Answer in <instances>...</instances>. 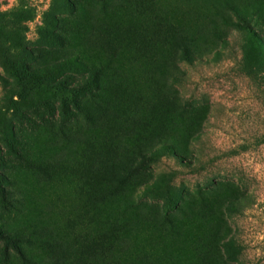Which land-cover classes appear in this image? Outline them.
I'll list each match as a JSON object with an SVG mask.
<instances>
[{"label":"rangeland","instance_id":"1","mask_svg":"<svg viewBox=\"0 0 264 264\" xmlns=\"http://www.w3.org/2000/svg\"><path fill=\"white\" fill-rule=\"evenodd\" d=\"M0 15V264H264V0Z\"/></svg>","mask_w":264,"mask_h":264},{"label":"trees","instance_id":"2","mask_svg":"<svg viewBox=\"0 0 264 264\" xmlns=\"http://www.w3.org/2000/svg\"><path fill=\"white\" fill-rule=\"evenodd\" d=\"M10 24H12L10 19H7L6 17H3L0 15V26L10 25ZM178 48L181 52L182 57L185 59H189V55H190V52L188 51L189 49L184 45L178 46ZM65 61L69 62L70 59L67 58ZM90 70L92 72L91 74L93 76V82H94V84L92 86L96 87L95 81H96L97 75L99 73V70L98 69H92V68H90ZM56 83L63 88H70L71 86H73V88L77 89L79 92H83L84 90H86L88 88L87 86H89V83H91V82L89 81V83H87V81H85V80L83 81L82 78L77 79L75 74H71V73L67 72V73H63L61 76H59L56 79ZM59 103H60V105L57 107V110L59 109L58 113H57L58 115L65 108V105H64L65 100L62 99L61 101H59ZM72 103L75 105V99H73ZM53 115H54V113H51V116H53ZM146 166H147V158H146V156L143 155V153H141L139 161L134 165L133 168L135 170H140V169L146 168ZM2 190L4 191V189H2ZM3 200H5V199H2V203H4ZM0 241L2 242V253H3L4 257H6L9 253V251L12 250L13 253L15 255H17V257L20 259L21 262H28V259L23 254L22 249H21V244L23 242L29 241L27 238L25 239L24 237H21L17 234L6 233L5 231H2L0 229Z\"/></svg>","mask_w":264,"mask_h":264}]
</instances>
